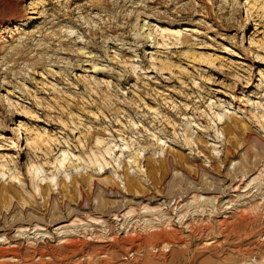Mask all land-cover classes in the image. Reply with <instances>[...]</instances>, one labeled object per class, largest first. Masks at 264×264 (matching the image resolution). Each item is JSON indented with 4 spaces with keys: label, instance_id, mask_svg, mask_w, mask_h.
Returning <instances> with one entry per match:
<instances>
[{
    "label": "rangeland",
    "instance_id": "374dc122",
    "mask_svg": "<svg viewBox=\"0 0 264 264\" xmlns=\"http://www.w3.org/2000/svg\"><path fill=\"white\" fill-rule=\"evenodd\" d=\"M12 1L0 0V171L6 186L24 176L0 202V249L74 241L106 253L99 264H264V0Z\"/></svg>",
    "mask_w": 264,
    "mask_h": 264
},
{
    "label": "bare ground",
    "instance_id": "6f19581e",
    "mask_svg": "<svg viewBox=\"0 0 264 264\" xmlns=\"http://www.w3.org/2000/svg\"><path fill=\"white\" fill-rule=\"evenodd\" d=\"M3 4L5 5V6H7V7H12L13 6V1L12 0H3ZM103 5L105 6V7H108L109 6V1L108 0H104V3H103ZM249 16V15H248ZM25 23V22H24ZM23 23V24H24ZM144 27V26H143ZM167 32H169L170 33V31H168V29L166 30H163L162 31V38L164 39V34H166ZM168 34V33H167ZM166 34V35H167ZM181 33L180 32H177L176 34H174L173 32H171V34H168L169 36H174L175 38L176 37H178V38H180L181 37V35H180ZM183 36V35H182ZM148 38H149V36H147ZM147 38V39H148ZM132 68L133 69H135L136 67H133L132 66ZM93 71L94 72H92V73H95V71H96V68H94L93 69ZM6 100L8 101V103H9V105H11L12 107H14V105L12 104V102H11V100H8V98H6ZM225 117H226V115H224V116H222L221 114H218V121L220 122V123H222L223 121H224V119H225ZM262 119H264V116H262ZM222 126L223 127H225L224 128V131H225V133H226V135H228L229 137L230 136H235V135H237L238 134V132H237V130L234 128V127H232V126H230L228 123H227V121H225L224 123H222ZM21 128V127H20ZM26 142L27 143V146H28V148H33V147H36L37 145H38V143H39V141H40V138H30V137H24L22 134H20L19 136H18V139L17 140H15V142H16V144H19V143H21V142ZM229 143H230V145L232 146V147H230V148H227L226 150L228 151V153H231L232 154V149L231 148H233V147H235V145H236V143H232L231 141H229ZM97 144H99V145H102L103 144V142L100 140V139H97ZM111 145L110 144H108L107 146H106V148H105V152H106V155H108V156H110V157H112V152H113V150H112V148L110 147ZM115 147H117V146H115ZM258 150V148L256 147V146H252V151H257ZM249 153L251 152V150L249 149V151H248ZM138 153H139V151H138ZM248 153V154H249ZM250 155V154H249ZM249 155H247L248 157H249ZM166 160H167V155H166V158H165ZM248 159V158H247ZM94 162H92L91 164L93 165V166H95V167H98V169L100 170V174H98L99 176H103L104 174H106V172H104V170L106 169L105 167H108V166H110V164L107 162V159H106V157H104L103 155H101L100 153H99V155H97V154H94ZM102 160V161H101ZM165 160V161H166ZM165 161H162V162H165ZM102 162H104V166H103V163ZM116 162V161H115ZM57 163H58V165L60 166V168H64L65 167V160H63V161H57ZM166 163V162H165ZM225 163V162H224ZM120 167V166H119ZM148 167H150V168H152L150 165H148ZM1 168L3 169L4 168V165L3 166H1ZM17 168H15V172L17 173V175H15V174H13L12 176H10L6 181H8L10 178H11V182L8 184V186H6L5 184H3V180L7 177V173H5V172H2V171H0V202H4V203H6V201L8 200H10V199H12V198H10V197H12V195H13V193H14V182H18L19 183V185L20 186H22V182H21V179H20V176H24V175H22V173H21V171H18V170H16ZM41 169L42 168H40V167H37V166H35V165H33V164H31V165H29V174H32V172H34L35 174H36V176H37V178H36V180H35V176L33 175V181H34V184H35V190L37 191V192H39L40 194H41V196L43 197V199H45V197L49 194V191H50V189H51V186L49 185V184H46V185H44L43 187H42V183L43 182H45L47 179L45 178L44 180H42V178H40V175H41ZM10 172H12V170H10ZM153 173V172H152ZM126 174V176H125V179H127V184H126V186H127V190H130V189H135V188H141V186H140V184L138 183V182H136V180H133L130 176H129V174H127V173H125ZM153 176H154V174H153ZM153 176H152V178H153ZM56 177H52V178H50V180L52 181V182H54V181H56ZM91 180H88L87 182L85 181V182H83V183H81V184H79V186H80V188L78 187V186H75L74 184H75V180L73 179L72 180V182H71V184L73 185V186H75V187H77V189H75V187H73L72 186V188H74V190H78L79 189V191L82 193L83 192V190H82V188L83 187H90L91 189L93 188V187H96V185L98 184L97 182H95L94 180H92V179H94V178H90ZM155 179V178H154ZM5 181V182H6ZM12 182H13V184H12ZM41 182V184H39ZM97 183V184H96ZM77 184V183H76ZM112 185V181L110 180V181H104L103 182V187L105 188V190L106 191H108V186L109 185ZM59 185V183L57 182V184H56V186H58ZM78 185V184H77ZM99 185V184H98ZM66 187V186H65ZM61 188V187H60ZM66 188H68V187H66ZM95 189V188H94ZM110 189H111V187H110ZM65 190H67V189H65ZM78 191V192H79ZM74 192V191H73ZM79 192V193H80ZM82 196H83V194H81ZM85 196V195H84ZM48 198V200H47V204L49 205L51 202H49V197H47ZM81 198V197H80ZM51 199L53 200V198L51 197ZM83 199H84V201H86V202H88V204H90L91 203V200L89 199V198H85V197H83ZM94 200H97L98 201V204H100L99 203V200L97 199V198H95ZM8 201H7V203H8ZM12 201V200H11ZM10 201V202H11ZM8 203L9 205L10 204H12L13 202H11V203ZM4 203L3 204H1L2 206L4 205ZM45 204H46V199H45ZM51 205V204H50ZM5 206H6V204H5ZM47 206V205H46ZM58 206V205H57ZM57 206H55L54 205V209H56L57 208ZM100 206H102V204L100 205ZM101 209V208H100ZM52 216H54V214L52 215ZM11 219V218H10ZM231 234V233H230ZM116 241V240H115ZM226 242V241H225ZM83 244H78V242H74V241H71L68 245H64L63 247H61L59 250L62 252V251H68L69 253H70V255L72 254V256H78V255H80V254H82L83 253ZM49 247V246H48ZM155 248L157 249L158 247H156L155 246ZM49 249V248H48ZM48 249H39V248H34L33 250H29V254H31L30 256H26L25 257V255L23 256L21 253L22 252H19V251H12V250H5V248L3 247V249L1 248L0 249V264H62V260L63 259H65L64 257H63V252L61 253L60 251H56V250H48ZM53 249V248H52ZM241 249V248H240ZM103 250V249H102ZM135 250V249H134ZM137 250V249H136ZM135 250V251H136ZM156 251V250H155ZM158 251H160V250H158ZM241 251V250H240ZM27 253V252H26ZM85 253V252H84ZM65 254V253H64ZM100 254V253H99ZM134 254V253H133ZM136 254V253H135ZM67 255V254H66ZM66 255H64L65 257H67ZM96 255V254H95ZM137 255V254H136ZM110 256V255H109ZM101 257L102 258H107L108 257V255L106 254V253H103V254H100L99 256H98V258H100L101 259ZM27 258V259H26ZM69 257H67L65 260H67ZM97 258V257H96ZM95 258V256L93 257L92 256V254H90V253H87V254H82V259H83V261H85L84 263H79V261H76V262H73V263H68V264H99V259L97 258L96 259ZM157 258V257H156ZM108 259V258H107ZM135 259V258H134ZM133 259V260H134ZM35 260L37 261V263H35ZM87 260V261H86ZM110 260V259H109ZM108 260V261H109ZM155 260V259H154ZM103 261H107V260H103ZM102 261V262H103ZM141 261V260H140ZM102 262H100V264H102ZM65 264H66V262H64ZM105 263V262H104ZM107 263V262H106ZM111 263V262H110ZM110 263H107V264H110ZM137 263V262H136ZM112 264V263H111ZM145 264H158L157 262H154V261H147V262H145Z\"/></svg>",
    "mask_w": 264,
    "mask_h": 264
}]
</instances>
